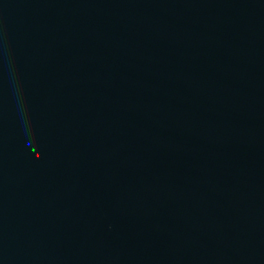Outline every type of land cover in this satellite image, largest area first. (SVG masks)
I'll return each instance as SVG.
<instances>
[{
  "label": "water",
  "instance_id": "water-1",
  "mask_svg": "<svg viewBox=\"0 0 264 264\" xmlns=\"http://www.w3.org/2000/svg\"><path fill=\"white\" fill-rule=\"evenodd\" d=\"M212 264H264V0H253L230 179Z\"/></svg>",
  "mask_w": 264,
  "mask_h": 264
}]
</instances>
